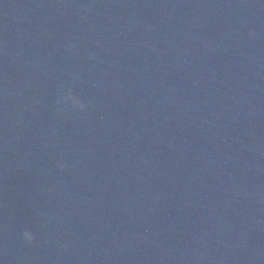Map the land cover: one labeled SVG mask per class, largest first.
Instances as JSON below:
<instances>
[{"label":"water","instance_id":"water-1","mask_svg":"<svg viewBox=\"0 0 264 264\" xmlns=\"http://www.w3.org/2000/svg\"><path fill=\"white\" fill-rule=\"evenodd\" d=\"M0 264H264V0H0Z\"/></svg>","mask_w":264,"mask_h":264},{"label":"clouds","instance_id":"clouds-1","mask_svg":"<svg viewBox=\"0 0 264 264\" xmlns=\"http://www.w3.org/2000/svg\"><path fill=\"white\" fill-rule=\"evenodd\" d=\"M81 107H83V106L81 105ZM24 237L29 242H31L33 240V236L30 233H28V232L24 233Z\"/></svg>","mask_w":264,"mask_h":264}]
</instances>
